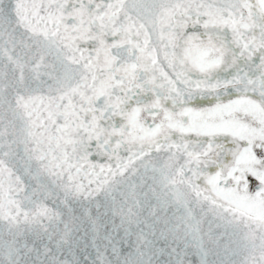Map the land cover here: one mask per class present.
<instances>
[{
    "label": "snow or ice",
    "instance_id": "6c2138e0",
    "mask_svg": "<svg viewBox=\"0 0 264 264\" xmlns=\"http://www.w3.org/2000/svg\"><path fill=\"white\" fill-rule=\"evenodd\" d=\"M0 264H264V0H0Z\"/></svg>",
    "mask_w": 264,
    "mask_h": 264
}]
</instances>
